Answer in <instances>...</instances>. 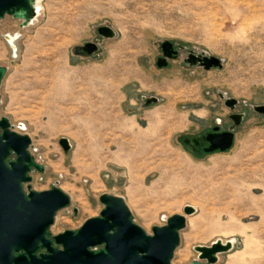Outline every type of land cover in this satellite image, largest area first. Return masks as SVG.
<instances>
[{"label": "rangeland", "instance_id": "1", "mask_svg": "<svg viewBox=\"0 0 264 264\" xmlns=\"http://www.w3.org/2000/svg\"><path fill=\"white\" fill-rule=\"evenodd\" d=\"M39 1L32 25L0 21V117L29 136L44 166L30 173L31 188L56 183L70 197L51 234L98 217L102 194L123 198L149 235L189 205L196 212L171 264L197 261L194 247L216 240L233 241L216 264H264V116L252 109L264 105V0ZM104 25L113 39L97 35ZM164 41L181 49L158 68ZM86 42L97 43L96 60L73 55ZM189 51L222 67L185 63ZM220 95L239 103L231 111ZM232 113L244 119L229 150L193 153L184 144L216 121L227 129ZM60 138L70 141L68 154Z\"/></svg>", "mask_w": 264, "mask_h": 264}, {"label": "water", "instance_id": "2", "mask_svg": "<svg viewBox=\"0 0 264 264\" xmlns=\"http://www.w3.org/2000/svg\"><path fill=\"white\" fill-rule=\"evenodd\" d=\"M34 0H0V21L10 16L26 27L34 19ZM102 39H113L115 31L109 26L96 29ZM170 41L159 45L161 56L156 61L158 68L168 66L176 58L177 50ZM181 49V47H179ZM99 47L95 42H86L72 49L73 55L98 58ZM185 63L204 70L220 69L221 60L203 51H189ZM7 68L0 66V85ZM224 105L233 111L238 101L225 98ZM145 106L156 104V97H141ZM253 111L264 116V105L253 106ZM231 125L219 131L220 122H215L212 132L191 140L194 147L203 140L206 154L225 152L234 142V131L244 119L243 113L228 116ZM20 129L23 130V126ZM6 117H0V264H171L174 252L180 244V232L185 229L187 217L196 210L186 205L183 214L166 219L165 225L152 227L147 234L133 221L132 214L123 198L102 194L103 205L98 217L84 221L77 230H66L52 235L50 228L56 215L70 204V197L56 183L49 190L35 191L31 188L30 173L44 172V166L36 162L30 153L31 139L18 134ZM64 154L71 149L67 138H60ZM190 140L184 139L188 145ZM192 152L195 149L192 148ZM233 248L230 241L216 240L209 246H195L197 261L191 264H216L218 256Z\"/></svg>", "mask_w": 264, "mask_h": 264}, {"label": "flooded vegetation", "instance_id": "3", "mask_svg": "<svg viewBox=\"0 0 264 264\" xmlns=\"http://www.w3.org/2000/svg\"><path fill=\"white\" fill-rule=\"evenodd\" d=\"M178 49H180V48H178V47H174V50H177V52H178ZM178 57V53H177V56H176V58ZM159 58V57H158ZM158 58L156 59V61L158 60ZM176 58H174V59H176ZM219 125H220V123H218ZM215 127V126H214ZM226 130V129H225ZM225 130H219V131H225ZM210 132H212V128H211V130H208V131H206V132H204V133H202V134H200V135H198V136H196V137H202V136H204L205 134H207V133H210ZM196 137H193V138H196ZM193 138H189L188 140H190V143L188 144V145H190L192 148H194L195 149V152L194 153H204L203 152V149L207 146V144L206 143H204L203 142V140H201L200 142H199V145L197 146V147H194L193 145H192V143H191V140L193 139Z\"/></svg>", "mask_w": 264, "mask_h": 264}, {"label": "bare ground", "instance_id": "4", "mask_svg": "<svg viewBox=\"0 0 264 264\" xmlns=\"http://www.w3.org/2000/svg\"><path fill=\"white\" fill-rule=\"evenodd\" d=\"M39 2H40L39 0H34L33 8H34V11H35V17L28 25H32L37 20L39 14H40L41 6H40ZM18 37L16 35L8 37V42L13 48H14V44L13 43ZM230 242L233 243V241H230Z\"/></svg>", "mask_w": 264, "mask_h": 264}]
</instances>
